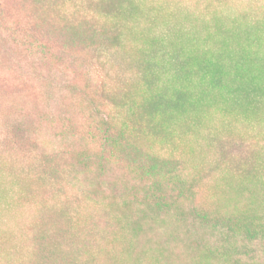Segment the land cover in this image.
<instances>
[{"label": "rangeland", "instance_id": "374dc122", "mask_svg": "<svg viewBox=\"0 0 264 264\" xmlns=\"http://www.w3.org/2000/svg\"><path fill=\"white\" fill-rule=\"evenodd\" d=\"M12 2L0 264H264V0Z\"/></svg>", "mask_w": 264, "mask_h": 264}, {"label": "trees", "instance_id": "16d2710c", "mask_svg": "<svg viewBox=\"0 0 264 264\" xmlns=\"http://www.w3.org/2000/svg\"><path fill=\"white\" fill-rule=\"evenodd\" d=\"M52 0H13V4L14 7L17 8H25L28 5L30 6H34V7H39L42 4H48L50 3ZM1 7V6H0ZM72 41V40H71ZM68 46L71 47V49L68 47L67 50L69 53H75L78 49L82 48L84 45L82 44H77L76 42L72 41L71 44H68ZM11 94V90H5L1 93V98L5 99L4 101H7L6 103H10L11 104V97L6 99L7 97H9V95ZM3 107H7L6 105H3ZM242 198V196H241ZM248 198H251V196H249ZM247 197H244V200L246 202ZM247 203V202H246ZM253 240L257 243L260 244L259 245V250L261 252H264V241H262V239L260 238H253ZM48 250H52L51 248L43 245V243H39L38 246V251L36 254V258H35V264H62L61 263V258L55 253H50L48 252Z\"/></svg>", "mask_w": 264, "mask_h": 264}]
</instances>
